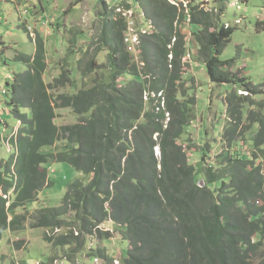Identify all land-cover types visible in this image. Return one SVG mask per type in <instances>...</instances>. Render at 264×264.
Wrapping results in <instances>:
<instances>
[{"label":"trees","instance_id":"obj_1","mask_svg":"<svg viewBox=\"0 0 264 264\" xmlns=\"http://www.w3.org/2000/svg\"><path fill=\"white\" fill-rule=\"evenodd\" d=\"M100 2L116 14L107 0ZM134 3L156 30L141 37L135 62L125 44L127 21L120 14L107 20L110 13L105 14L101 38L109 52L110 76L95 80L90 89L52 94V89L72 85L71 76L64 73L52 84L45 81L48 52L41 34L35 54L16 56L26 69L9 82L11 114L22 126L17 136L12 129L7 139L12 156L0 165V192L13 191L9 207L0 194V242L6 231L43 229L45 241L74 261L86 250L89 237L112 239L106 230L112 224L127 241L123 264H264V106L247 101L262 91L238 70L233 73L234 61L219 58L234 29L224 27L221 13L192 7L191 41L208 80L236 88L224 99L227 151L211 159L206 149L199 150L195 168L181 140L193 119L195 99L180 102L177 89L187 48L175 25L186 16L164 0ZM122 5L131 7L127 0ZM98 65L89 62L84 73ZM120 78L127 80L121 83ZM158 93L164 95L163 108L160 98L155 99ZM247 106L254 111L244 116ZM61 108L71 110L77 123L58 126ZM165 112L171 115L166 125ZM244 118L249 125L242 128ZM254 127L253 151L243 155L242 137ZM56 163L70 165L82 177L68 186L60 207L36 210L30 218V207L51 184L48 167ZM100 251V258L111 261Z\"/></svg>","mask_w":264,"mask_h":264},{"label":"rangeland","instance_id":"obj_2","mask_svg":"<svg viewBox=\"0 0 264 264\" xmlns=\"http://www.w3.org/2000/svg\"><path fill=\"white\" fill-rule=\"evenodd\" d=\"M98 2L99 0H0V165L9 161L12 156L8 151L7 139L17 124L13 114H7V110L13 111L11 101L14 96L9 82L26 69V65L15 58L17 55L29 56L36 52L38 34H41L47 44L49 67L44 74L45 81L52 84L64 73L71 76L72 85L51 90L55 97L90 89L95 80L108 79L110 76L109 69H106L108 67L106 65L109 64V52L106 44H102L101 37L106 27L105 14L110 13L107 20L119 17L115 13L112 14L103 3ZM107 2L112 8L117 4L116 0H107ZM210 6L213 7L216 15L221 13L219 17L225 27L234 29L230 42L219 57L220 60L234 61L233 73L238 70L257 91H262V95L253 98L247 96V101L264 106V0H214L206 4V9ZM47 22L50 25H46ZM30 27L35 31L37 40L32 38ZM192 29L195 30L194 27ZM178 30L185 36L187 53L189 52L181 64V68H184L177 87L178 100L183 102L191 97L195 99V104L191 107L193 119L189 121L185 136L181 140H185L183 149L186 150L188 161L197 168L200 161L199 150L206 149L211 159L227 151V145L223 142V131L227 124L224 99L225 96L235 92L236 88L211 83L204 65L196 57L197 46L191 41L192 36H187L184 33L185 29L178 28ZM127 51L130 52L128 48ZM139 51L138 48L136 52H130L135 62L139 60ZM93 60L100 64L98 65L100 68L85 74V69ZM101 66L105 68L102 69ZM10 76L12 79L9 78ZM119 80L124 83L127 79ZM236 94L245 96L243 92ZM154 97L152 95V98ZM163 97L164 95L160 93L155 97L156 100L160 98L161 108L164 103ZM143 99L146 102L148 95L145 94ZM154 104H157V101ZM249 111L254 109L245 107L244 116ZM57 114L58 126L75 124L78 121L71 110L61 108L57 110ZM170 118L171 115L165 112L164 125ZM248 125L244 118L241 127L245 128ZM257 130L258 128L254 127L252 133L244 132L242 138L246 142L242 143L243 148L240 149L243 155L249 156L253 151L250 144L252 134ZM156 138L157 136L154 135L153 139ZM189 144L192 145L190 149H188ZM154 152L159 153L157 148ZM48 169L51 184L39 195L38 202L30 207L28 213L30 218L34 217L32 214L36 210L60 207L68 186L82 177L68 164L56 163L50 165ZM30 223L31 220L28 219L26 225ZM117 228L112 224L106 225V230H110L112 239L100 240L97 237H89L86 250L74 261L66 257V251L55 250L45 241L46 230L27 228L18 233L6 231L0 242V264H123L128 245L120 227ZM18 242H23V245L15 248L14 244ZM100 250H104L108 257L112 258L111 261L100 258Z\"/></svg>","mask_w":264,"mask_h":264},{"label":"built area","instance_id":"obj_3","mask_svg":"<svg viewBox=\"0 0 264 264\" xmlns=\"http://www.w3.org/2000/svg\"><path fill=\"white\" fill-rule=\"evenodd\" d=\"M123 1L125 0H116L117 4L115 5L116 8V14L122 15V17L127 21V31H126V46L130 52H136L137 47L140 43V38L143 36L151 35L155 30V24L152 19H150L146 12L141 8V6L138 3H134V0H127V4H130V8H126L122 5ZM168 2V4L175 6L181 10V12L184 13L186 16V20L184 19L182 24L177 25L178 28L185 29V32L187 36H191V33L189 31L190 27V21L193 18V8L192 7H198L199 10H204L205 12L213 13L215 14L213 7L210 6L209 9H206V4L211 3L214 0H164ZM47 25V24H46ZM175 25V27H177ZM225 27V26H224ZM177 28V29H178ZM188 28V30H187ZM227 28V27H225ZM31 31L32 38H36V34H34V30L32 27L29 28ZM175 39H172V44L174 43ZM189 42V41H188ZM187 42V43H188ZM189 52L187 53V55ZM171 59V56H170ZM12 79V76L9 77ZM20 124V123H19ZM15 134H17V130L15 131ZM10 139H8L9 141ZM8 151H11V147L9 142H7ZM13 191L10 192L12 194ZM1 196L8 200L7 206H10V200L9 195L5 194L4 192H0ZM40 264V263H37Z\"/></svg>","mask_w":264,"mask_h":264},{"label":"clouds","instance_id":"obj_4","mask_svg":"<svg viewBox=\"0 0 264 264\" xmlns=\"http://www.w3.org/2000/svg\"><path fill=\"white\" fill-rule=\"evenodd\" d=\"M235 23H236V22H235ZM14 77H15V76H14ZM13 80H14V78H13ZM13 80H12V81H13ZM238 93H240V92H238ZM244 95H245L244 97L247 96V94H245V93H244ZM19 123H20V124H19ZM21 126H22V123H21L20 121H19V122L17 121V124H16V126L14 127V129L16 128L15 131L17 130V134H16V136L18 135V132H19V129H20ZM18 127H19V128H18ZM157 149H158V148H157ZM158 151H159V149H158ZM155 156H156V157L160 156V153L155 154Z\"/></svg>","mask_w":264,"mask_h":264},{"label":"crops","instance_id":"obj_5","mask_svg":"<svg viewBox=\"0 0 264 264\" xmlns=\"http://www.w3.org/2000/svg\"><path fill=\"white\" fill-rule=\"evenodd\" d=\"M13 1H16V0H13ZM49 25V24H48ZM37 50V49H36ZM36 53V52H35ZM34 53V54H35ZM11 112H9L8 110H7V114H10ZM17 121V120H16ZM7 125V124H6ZM16 126V125H15ZM52 263V262H51Z\"/></svg>","mask_w":264,"mask_h":264},{"label":"bare ground","instance_id":"obj_6","mask_svg":"<svg viewBox=\"0 0 264 264\" xmlns=\"http://www.w3.org/2000/svg\"><path fill=\"white\" fill-rule=\"evenodd\" d=\"M9 194H10V192H9V193H7V195H9ZM11 195H12V194H10V195H9V198L11 197ZM90 250H92V249H90Z\"/></svg>","mask_w":264,"mask_h":264},{"label":"water","instance_id":"obj_7","mask_svg":"<svg viewBox=\"0 0 264 264\" xmlns=\"http://www.w3.org/2000/svg\"><path fill=\"white\" fill-rule=\"evenodd\" d=\"M204 186V184L203 183H201V187H203Z\"/></svg>","mask_w":264,"mask_h":264}]
</instances>
